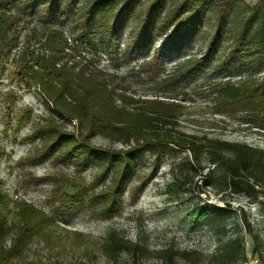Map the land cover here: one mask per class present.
I'll return each mask as SVG.
<instances>
[{"label":"trees","instance_id":"1","mask_svg":"<svg viewBox=\"0 0 264 264\" xmlns=\"http://www.w3.org/2000/svg\"><path fill=\"white\" fill-rule=\"evenodd\" d=\"M235 1L0 0V60L18 51L17 59L29 70L32 84L46 108L60 119L75 123L73 131L53 120L36 129L46 151L44 157L61 159L81 170L91 163L97 164L102 169L101 177L113 173L110 187L102 194H109L114 184L117 190L113 196L118 197L134 179L132 160L94 148L91 145L94 136L128 147L127 156L137 151L156 153L162 148L167 150L161 153L187 152L188 157L178 165L172 182L167 185L169 193H184L191 187L199 190L198 182L189 178V171L202 170L204 155L210 167L200 185L216 194L241 193L264 207V149L177 132L172 113L174 104L127 96L117 84L122 78L115 71L99 68V58L81 54L85 44L110 58L114 70L120 60L134 55L145 58L141 67L157 69L171 47L179 48L196 36H207L205 55L193 62L183 61L176 66L177 73L193 66L203 67L222 53L213 64L218 67L221 60H227V74L235 71L241 76L237 80L227 76L214 87L216 111L228 116L241 114L264 130V0L253 5L248 16L239 22L230 20ZM208 7H212L210 17L214 20H208L207 24L212 23L213 28L206 33L203 28ZM35 21L41 23L40 36L36 35L35 26L28 28ZM68 22L72 38L63 30ZM126 26L131 31L125 50L119 55L117 43ZM26 28L27 33L20 41ZM97 31H103L98 39ZM155 39L163 41L156 47ZM224 41L227 46L222 48ZM150 51L154 55L147 59ZM227 203L225 207L202 203L195 208V221L211 220L222 226L221 217L232 211ZM20 212L23 222L11 249H3L0 243V264H7L14 251L21 249L48 223L42 211L24 202L20 204ZM235 226L249 229L242 217ZM5 235L0 223V242ZM252 240L258 241V237L254 235ZM105 250L111 264H148L149 251L115 231L107 234ZM152 255L158 264H198L203 258L199 251L173 246ZM240 260H245L244 244L237 236L220 244L208 264H237Z\"/></svg>","mask_w":264,"mask_h":264},{"label":"rangeland","instance_id":"2","mask_svg":"<svg viewBox=\"0 0 264 264\" xmlns=\"http://www.w3.org/2000/svg\"><path fill=\"white\" fill-rule=\"evenodd\" d=\"M258 1L236 0L230 20H244ZM211 8L208 7L204 17L206 33L213 28L212 23L207 24L208 20H214L210 17ZM34 26L36 35L40 36L41 23L35 21L28 28ZM122 29L117 43L119 55L125 50L131 31L130 26ZM63 30L66 36L74 37L69 22ZM26 33L27 28L20 41ZM102 33L97 31L96 38ZM162 41L155 39L156 47ZM206 41L207 36L199 35L182 47H171L157 69L141 67L145 58L134 55L120 60L114 70L110 58L85 44L81 54L99 58V68L115 71L122 78L117 84L127 96L174 104L172 113L177 132L264 149V130L241 114L228 116L218 113L214 107V87L227 76L232 80L241 76L235 71L227 74V60L220 59L222 63L218 67L213 64L222 53L209 59L203 67L193 66L177 73L176 66L183 61L193 62L205 55ZM226 46L224 41L221 47ZM17 52L0 60V223L6 234L0 243L3 249H11L23 222L21 202L42 211L48 223L21 249L15 250L7 264H111L105 250L106 236L111 231L144 246L149 251L148 264H158L152 252L167 246L199 251L203 258L198 264H208L220 244L237 236L244 244L245 256L237 264H264V207L241 193L216 194L200 185L210 167L204 155L202 170L189 171V178L198 182L199 190L191 187L184 193H169L167 185L172 182L178 165L188 157L187 152L161 153L167 150L162 148L156 153L137 151L127 156L128 147L94 136L91 138L94 148L132 160L134 179L118 197L113 196L117 190L114 184L109 194H102L110 187L113 173L101 177L102 169L97 164L91 163L81 170L61 159L45 158L43 141L37 137L36 129L53 120L73 131L75 123L60 119L46 108L32 84L29 70L17 59ZM153 55L154 51H150L147 59ZM204 202L221 207L228 202L232 211L221 217L222 226H216L211 220L195 221V208ZM239 217L247 220L250 232L235 226ZM254 235L258 237L256 242L252 240Z\"/></svg>","mask_w":264,"mask_h":264},{"label":"built area","instance_id":"3","mask_svg":"<svg viewBox=\"0 0 264 264\" xmlns=\"http://www.w3.org/2000/svg\"><path fill=\"white\" fill-rule=\"evenodd\" d=\"M250 264H255L254 262H251Z\"/></svg>","mask_w":264,"mask_h":264}]
</instances>
